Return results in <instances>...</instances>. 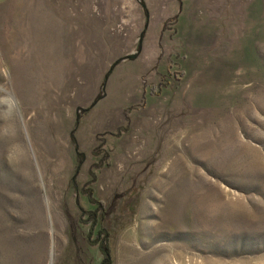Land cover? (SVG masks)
Instances as JSON below:
<instances>
[{
    "label": "rangeland",
    "instance_id": "1",
    "mask_svg": "<svg viewBox=\"0 0 264 264\" xmlns=\"http://www.w3.org/2000/svg\"><path fill=\"white\" fill-rule=\"evenodd\" d=\"M106 245L264 264V0H0V264Z\"/></svg>",
    "mask_w": 264,
    "mask_h": 264
},
{
    "label": "trees",
    "instance_id": "2",
    "mask_svg": "<svg viewBox=\"0 0 264 264\" xmlns=\"http://www.w3.org/2000/svg\"><path fill=\"white\" fill-rule=\"evenodd\" d=\"M90 109H91V107L83 110V112L86 113V112L90 111ZM81 156L82 155L80 153H78V163H77V167H76V173H79V171H80V167H81V163H82V160L80 159ZM106 157L107 156L104 155L103 162L105 161ZM101 164L102 163H100L99 165H101ZM85 191H86L85 194H87V197H88L89 201L92 204H96V206H97L95 211L86 212L87 216L89 217L88 220L91 221V227H90V230H89V238H91L92 236L95 235L97 237V239L95 240L96 244L100 245L101 247H103V243L104 242L105 243L108 242L109 234L107 232H105L102 228H99L98 230H96L97 223H98L97 217H98V212L101 209V203L97 202L96 200L93 199V190L92 189H87ZM102 254L104 255V259L102 260V262L100 264H112L111 263L110 250L108 249L107 245L105 247V250H103Z\"/></svg>",
    "mask_w": 264,
    "mask_h": 264
},
{
    "label": "water",
    "instance_id": "3",
    "mask_svg": "<svg viewBox=\"0 0 264 264\" xmlns=\"http://www.w3.org/2000/svg\"><path fill=\"white\" fill-rule=\"evenodd\" d=\"M140 46H141V42H140ZM129 58H131V55H128V56H126V57L123 58V59H119V60L115 61L114 64L112 65L111 69H110V72L112 71V69L114 68V66H116L117 64H119L121 61L126 60V59H129ZM105 78H106V80L108 79V74L106 75ZM95 103H96V102H94V104H95Z\"/></svg>",
    "mask_w": 264,
    "mask_h": 264
}]
</instances>
